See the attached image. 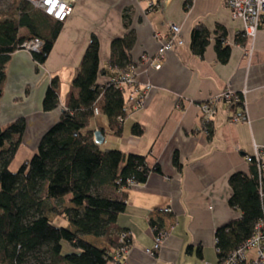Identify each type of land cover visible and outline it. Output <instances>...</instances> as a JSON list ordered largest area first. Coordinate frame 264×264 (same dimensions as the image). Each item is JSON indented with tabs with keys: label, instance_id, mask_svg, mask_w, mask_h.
<instances>
[{
	"label": "crops",
	"instance_id": "0c3cea01",
	"mask_svg": "<svg viewBox=\"0 0 264 264\" xmlns=\"http://www.w3.org/2000/svg\"><path fill=\"white\" fill-rule=\"evenodd\" d=\"M152 1L157 3L154 10L149 9ZM185 6V0H74L45 63L36 62L29 51L18 50L6 69L0 124L26 121L22 144L10 166L16 172L37 153L43 136L68 108L73 81L92 37L100 42V67L106 70L99 74L97 84L104 86L118 74L108 66L112 41L133 32L135 43L129 56L137 85L140 90L150 86L143 105L132 111L119 133L109 131L104 115L93 121L94 130L105 129L103 143H96L102 150L110 147L105 151L143 156L149 168L160 169L152 171L146 183L125 192L126 208L118 218L119 227L131 236L132 249L125 264H221L216 231L242 218L229 205V179L236 173L251 176V164L245 158L254 155L256 147H264V29L255 39L245 37V23L232 17L225 0H192L188 10ZM126 10L131 15L129 28L124 26ZM198 21L212 35L201 57L190 47L192 28ZM169 23L181 28L184 45L168 51L160 67L152 68L142 57L158 53V36L166 37ZM218 26L226 30L231 47L225 64L218 61L215 49ZM53 80L59 104L46 112L43 102ZM226 89L242 94L244 106L231 109L221 104L210 121L204 120L200 104ZM241 111L247 120L233 122ZM134 124L142 127L141 135L133 134ZM164 208L172 212L160 213ZM154 222L162 225L168 237L160 251L150 256L145 250L154 245ZM68 228L72 229L69 224ZM72 252L64 242L63 254Z\"/></svg>",
	"mask_w": 264,
	"mask_h": 264
},
{
	"label": "trees",
	"instance_id": "16d2710c",
	"mask_svg": "<svg viewBox=\"0 0 264 264\" xmlns=\"http://www.w3.org/2000/svg\"><path fill=\"white\" fill-rule=\"evenodd\" d=\"M191 5L185 8L188 10ZM123 18L124 26L129 28V10ZM62 25L19 0L13 1L7 12L0 11V101L11 55L21 50L27 40L40 39L42 49L40 53H33V58L39 64L45 63ZM23 29L27 35L20 34ZM214 39L218 61L225 64L231 53L226 30L218 26ZM211 40L212 35L202 21L194 24L190 47L195 56H203ZM236 41L243 43L240 37ZM134 43L133 32L112 41L108 66L117 69L118 74L133 70L129 52ZM105 70L100 67V42L93 36L73 81L68 108L43 136L37 153L16 172L10 166L22 144L26 121L20 118L0 124V264H107L112 261L113 252L119 247L120 233L125 231L119 227L118 218L126 208L125 192L130 188L129 183L144 184L152 171L160 169L149 168L143 156L120 150L105 151L96 144L95 108L106 116L109 131L119 133L118 117L123 114L126 103L124 91L115 89L110 82L104 86L97 84L99 74ZM58 104L57 82L53 80L43 109L49 112ZM229 106L236 108V105ZM99 131L103 134L105 129ZM132 132L139 136L143 129L134 124ZM250 169L253 177L236 173L229 179L232 188L229 205L242 218L216 231L221 264L264 221V178L258 176L254 163ZM65 198L70 206L62 204ZM47 213L62 218L72 229L56 224ZM153 226L163 229L159 222L152 223ZM97 241L109 248L99 247ZM64 242L74 252L63 254Z\"/></svg>",
	"mask_w": 264,
	"mask_h": 264
},
{
	"label": "built area",
	"instance_id": "2783aa9c",
	"mask_svg": "<svg viewBox=\"0 0 264 264\" xmlns=\"http://www.w3.org/2000/svg\"><path fill=\"white\" fill-rule=\"evenodd\" d=\"M15 1V0H8ZM31 5L34 9L44 12L46 15L55 20L64 23L71 14V5L74 0H19ZM186 5L192 3V0H185ZM225 6L230 10L232 17L237 20H242L245 23L244 36L255 39L259 30L264 29V0H225ZM157 3L152 1L150 10H154ZM158 53L154 57L143 56L142 61L148 63L152 68L160 67L164 60L165 54L174 49L176 46L184 45V40L181 37V28L174 24H168V34L161 38ZM43 42L40 39L27 40L21 45V50H26L31 53H40ZM252 50L246 51L251 53ZM110 83L115 89H119L126 93V103L123 107V114L118 117V123L122 125L133 110L141 107L144 102L145 94L150 89L147 85L143 90L137 85L134 70L123 72L110 80ZM241 103L240 105H238ZM221 104L236 105L243 107L244 100L242 94L235 93L230 89H226L220 94L210 98L206 102L200 104V114L206 121H210L217 113L218 107ZM95 115L99 114L98 108L94 110ZM247 117L243 111L236 114L232 121H246ZM246 161L249 164L254 163L258 168V176L264 178V147H256L255 153L252 156H246ZM250 177H253L252 175ZM130 188L136 184L130 182ZM129 188V189H130ZM127 202V201H126ZM264 203V195H263ZM160 213H170V208L159 210ZM154 234V245L151 249H146V254L155 256L162 248L165 240L168 237V232L157 226L152 227ZM130 233L123 231L119 237V247L113 252V264H125L128 255L131 252L132 244ZM224 264H264V221L260 222L254 229L253 236L246 243L234 252Z\"/></svg>",
	"mask_w": 264,
	"mask_h": 264
},
{
	"label": "rangeland",
	"instance_id": "374dc122",
	"mask_svg": "<svg viewBox=\"0 0 264 264\" xmlns=\"http://www.w3.org/2000/svg\"><path fill=\"white\" fill-rule=\"evenodd\" d=\"M10 6H11L10 1H8V0H0V11L8 10ZM20 34L21 35H27V32L24 31V30H21ZM109 148L110 147H105L104 150H107ZM68 198H70V196H68ZM68 198H65V200L62 203L63 205L70 206V203L68 202ZM47 215L51 219H55L56 220L55 223L63 224L64 226L68 227V223L66 221H64L62 218H56V216L54 214H52V213H47Z\"/></svg>",
	"mask_w": 264,
	"mask_h": 264
},
{
	"label": "water",
	"instance_id": "95a60500",
	"mask_svg": "<svg viewBox=\"0 0 264 264\" xmlns=\"http://www.w3.org/2000/svg\"><path fill=\"white\" fill-rule=\"evenodd\" d=\"M94 138H95V142H96L97 144H102L103 141H104L103 134H102V132L99 131V130H96V131H95Z\"/></svg>",
	"mask_w": 264,
	"mask_h": 264
}]
</instances>
